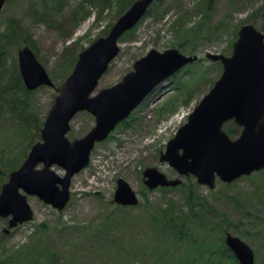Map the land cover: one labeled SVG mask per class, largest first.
I'll use <instances>...</instances> for the list:
<instances>
[{"label":"rangeland","instance_id":"obj_1","mask_svg":"<svg viewBox=\"0 0 264 264\" xmlns=\"http://www.w3.org/2000/svg\"><path fill=\"white\" fill-rule=\"evenodd\" d=\"M133 1L6 0L0 12V188L31 146L41 141L40 129L57 88L71 73L77 55L105 37ZM245 24L264 33V0H214L208 9L207 0H155L118 40V54L94 94L118 83L150 50L175 48L197 60L158 85L94 146L88 166L71 179L63 210L27 195L30 221L4 232L8 218L0 216V264H218L213 250L205 260L199 255L205 245L227 255L222 250L226 233L246 243L254 251L255 264H261L264 169L228 184L216 178L209 189L159 160L174 127L186 122L220 76L221 63L206 54L230 56ZM23 46L33 51L53 86L26 91L17 61ZM93 126L91 114L78 112L66 137L72 142ZM224 129L232 140L241 131L232 122ZM146 168L178 178L181 184L149 189L142 177ZM52 169L63 176L61 167ZM117 179L136 193L135 206L114 203ZM225 262L231 264L228 258Z\"/></svg>","mask_w":264,"mask_h":264},{"label":"water","instance_id":"obj_2","mask_svg":"<svg viewBox=\"0 0 264 264\" xmlns=\"http://www.w3.org/2000/svg\"><path fill=\"white\" fill-rule=\"evenodd\" d=\"M153 1H134L105 37L78 54L71 73L57 88L40 129L41 141L31 146L22 164L1 186L0 216H10L4 232L32 219L26 196L19 190L62 210L70 198V179L88 164L95 143L106 139L159 83L197 59L177 49L162 53L150 50L118 83L93 94L118 54V39L137 24ZM213 1L207 0L208 8ZM4 5L5 0H0V12ZM17 57L27 90L53 86L29 47H22ZM206 58L221 63V74L169 140L160 161L167 162L179 175H193L198 184L212 189L216 177L231 183L264 169V33L245 24L238 30L230 56L208 53ZM83 111L94 117V126L71 142L66 137L70 121ZM229 121L241 128L234 140L222 128ZM54 165L64 170L62 177L51 169ZM143 177L150 189L181 183L179 179H167L156 168L145 169ZM114 202L123 206L137 203L135 193L122 179L117 180ZM224 243L239 264H255L253 250L238 237L227 233Z\"/></svg>","mask_w":264,"mask_h":264},{"label":"trees","instance_id":"obj_3","mask_svg":"<svg viewBox=\"0 0 264 264\" xmlns=\"http://www.w3.org/2000/svg\"><path fill=\"white\" fill-rule=\"evenodd\" d=\"M127 5V3H126ZM125 5V6H126ZM210 250L212 251V254L215 256L214 257V262H217L218 264H226L227 262H225V258H228L229 261L231 262V264H237L234 256L231 254V252L229 250L226 249V247L223 245L222 250H224L227 255L222 254V252H219L217 249L213 248L212 245H209V249H208V245H205L201 248V253L199 255V259L201 260H205V258L207 259L206 253H208ZM206 264H209V262L207 261Z\"/></svg>","mask_w":264,"mask_h":264}]
</instances>
